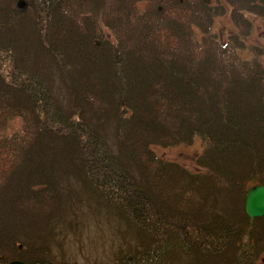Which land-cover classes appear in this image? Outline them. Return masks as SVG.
Returning <instances> with one entry per match:
<instances>
[{"label":"trees","instance_id":"obj_1","mask_svg":"<svg viewBox=\"0 0 264 264\" xmlns=\"http://www.w3.org/2000/svg\"><path fill=\"white\" fill-rule=\"evenodd\" d=\"M195 139L194 171L152 149ZM72 181L140 244L118 264H264V0H0L1 263L60 264Z\"/></svg>","mask_w":264,"mask_h":264},{"label":"rangeland","instance_id":"obj_2","mask_svg":"<svg viewBox=\"0 0 264 264\" xmlns=\"http://www.w3.org/2000/svg\"><path fill=\"white\" fill-rule=\"evenodd\" d=\"M249 18L253 29L247 44L262 43L261 18L254 15H249ZM213 28L223 41L234 32L228 8L225 14L215 18ZM241 55L247 57V52L242 51ZM200 148L199 139L191 144L152 146L158 157L183 165L190 171L196 170L194 160ZM77 183L72 181L71 187L75 193H80L78 199L68 204L64 195L65 201L60 200L63 204L59 205L58 210L46 215L47 222L58 235L57 243L49 245L53 260L60 264H118L119 258L135 253L140 244L128 235L126 225L120 224L113 212L95 201L89 199L85 202L88 198ZM52 217H57L54 224L51 223Z\"/></svg>","mask_w":264,"mask_h":264},{"label":"water","instance_id":"obj_3","mask_svg":"<svg viewBox=\"0 0 264 264\" xmlns=\"http://www.w3.org/2000/svg\"><path fill=\"white\" fill-rule=\"evenodd\" d=\"M209 3V0H203ZM244 212L249 219L264 216V184L254 185L250 187L244 198ZM0 264H25L19 260H13ZM40 264H56L54 262H44Z\"/></svg>","mask_w":264,"mask_h":264}]
</instances>
